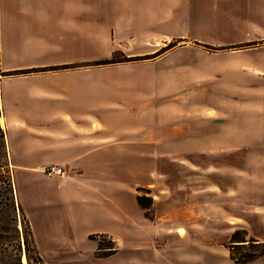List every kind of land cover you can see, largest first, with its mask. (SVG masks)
<instances>
[{
    "label": "crops",
    "instance_id": "1",
    "mask_svg": "<svg viewBox=\"0 0 264 264\" xmlns=\"http://www.w3.org/2000/svg\"><path fill=\"white\" fill-rule=\"evenodd\" d=\"M221 2L234 1L0 0V122L7 154L10 163L19 166L15 185L18 176L25 196L40 206L44 223L52 222V234L63 248L73 239L66 229L84 219L87 210L114 212L110 205L118 209L113 194L126 183L133 202L143 210L150 208L139 203L143 195L151 198L157 211L164 207L168 215L177 214L174 208L189 202L188 190L178 194L169 187L166 194L156 193L157 136L152 122L142 123V118L156 120L162 115L161 124L172 123L175 103L159 104L157 99L170 97L173 91L160 96L142 91L131 72L135 64L157 61L170 51L155 52L169 42V35L158 28L170 22L201 21L208 13L221 20L241 19L229 17ZM146 53L150 55L134 57ZM114 54L135 59L99 63ZM241 66L253 68L247 62ZM125 68L130 71L127 75ZM111 117L131 123L111 126ZM253 121V115H245L220 128L229 124L230 131H239L238 126L245 123L263 133L264 121ZM222 146L239 147L214 142V147ZM251 146L263 148L264 140ZM48 165L61 166L65 173L48 177L44 173ZM243 166L240 171L246 174L239 173L237 166L222 168L216 163L212 174H197L200 187L195 197L201 220L207 202L213 206V221L219 228L238 223V217L229 211L222 214L216 207L222 198L236 202L238 182L245 179L261 188L253 191L257 199L248 205L243 220L247 225L242 227L264 229V162L253 169L248 162ZM43 181L47 183L39 184ZM209 196L213 201H206ZM56 212L59 217L53 220ZM259 238L264 241L263 236ZM214 250L226 259L225 264H235L228 252Z\"/></svg>",
    "mask_w": 264,
    "mask_h": 264
},
{
    "label": "rangeland",
    "instance_id": "2",
    "mask_svg": "<svg viewBox=\"0 0 264 264\" xmlns=\"http://www.w3.org/2000/svg\"><path fill=\"white\" fill-rule=\"evenodd\" d=\"M232 2H221L220 7L227 9L229 17L239 16L240 20H221L208 13L201 21L170 22L158 28L170 39L164 49L155 52L170 51L157 61L135 64L131 72L142 91L156 92L158 96L173 91L172 96L157 99L159 104L175 103L172 123L161 124L164 115L157 117V121L142 118V123L152 122L157 136L156 193L166 194L169 187L178 194L188 190L189 202L174 208L177 214L168 215L164 207L157 211L149 204L151 198L143 195V203L150 206L143 210L133 202L126 183L125 187H116L113 194L118 209L110 205L114 212L87 210L84 219L66 229L73 237L67 246L73 250H66L54 238L52 222L46 224L41 219L40 206L25 196L18 176L15 185L19 166L10 163L0 122V264H29L27 254L33 256V252L26 243L27 217L39 252L48 264H225L226 259L214 247L228 252L235 264H264V255L249 261L244 257L264 250V241L259 238L264 237V229L252 231L242 227L247 225L243 220L248 205L257 199L253 191L261 186L244 179L238 182L240 193L236 202L222 198L216 210L238 217L237 220L231 216L238 223H223L227 227L222 228L213 221L215 213L210 203L206 202L205 217L201 220L195 197L200 187L197 174H212L214 163L222 168L237 166L239 173L246 174L240 171L245 168L244 163L248 162L253 169L264 162V147L251 146L254 141L264 140V132L245 123L238 126L239 131H230L229 124L220 128L222 123L245 115H253L254 123L264 121V0ZM135 55L140 59L150 54ZM246 62L253 68L241 66ZM128 69L125 68L124 75L130 73ZM123 122L128 124L131 120L110 118L111 126ZM214 142L238 143L239 147L219 148L214 147ZM207 182L211 186L212 181ZM56 213L53 220L59 217ZM169 225L173 227L168 228Z\"/></svg>",
    "mask_w": 264,
    "mask_h": 264
},
{
    "label": "trees",
    "instance_id": "3",
    "mask_svg": "<svg viewBox=\"0 0 264 264\" xmlns=\"http://www.w3.org/2000/svg\"><path fill=\"white\" fill-rule=\"evenodd\" d=\"M133 59H135V58H129V57H125V56L121 57V58H118L117 56H114L111 59H108V60H105V61H102V62H99V63H113V62H118V61H129V60H133ZM142 199H143L142 197L138 198L139 203L141 205L145 206V207H147V206L149 207V204H151V203H149L147 205V204L143 203ZM149 201L151 202V199ZM25 222H26V225L28 227V233H27V237H26L27 247H28L29 251L33 252V256L27 254L29 264H48L47 262H45L43 256L39 252V249L37 247V244L35 242V238H34V235H33L31 223L28 220V217H27V219H25ZM262 255H264V250L263 249H262V251H260L258 253H254V254L250 253V254L245 255L244 257H245V261H249V260H252V259H256V258H258V257H260ZM236 261H237V258H236ZM239 262H240V260L237 261V263H239Z\"/></svg>",
    "mask_w": 264,
    "mask_h": 264
},
{
    "label": "built area",
    "instance_id": "4",
    "mask_svg": "<svg viewBox=\"0 0 264 264\" xmlns=\"http://www.w3.org/2000/svg\"><path fill=\"white\" fill-rule=\"evenodd\" d=\"M44 173L48 177H52L55 175L63 174L65 173V170L61 166H56V165H48L44 168Z\"/></svg>",
    "mask_w": 264,
    "mask_h": 264
},
{
    "label": "bare ground",
    "instance_id": "5",
    "mask_svg": "<svg viewBox=\"0 0 264 264\" xmlns=\"http://www.w3.org/2000/svg\"><path fill=\"white\" fill-rule=\"evenodd\" d=\"M1 122H3V121H1Z\"/></svg>",
    "mask_w": 264,
    "mask_h": 264
}]
</instances>
